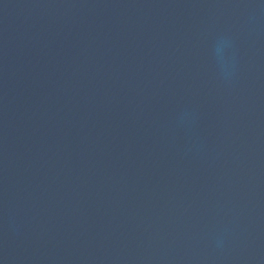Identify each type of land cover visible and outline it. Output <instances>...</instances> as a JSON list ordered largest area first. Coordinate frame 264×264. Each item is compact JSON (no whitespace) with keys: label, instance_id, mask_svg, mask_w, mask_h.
<instances>
[{"label":"water","instance_id":"water-1","mask_svg":"<svg viewBox=\"0 0 264 264\" xmlns=\"http://www.w3.org/2000/svg\"><path fill=\"white\" fill-rule=\"evenodd\" d=\"M0 264H264V0H0Z\"/></svg>","mask_w":264,"mask_h":264},{"label":"clouds","instance_id":"clouds-1","mask_svg":"<svg viewBox=\"0 0 264 264\" xmlns=\"http://www.w3.org/2000/svg\"><path fill=\"white\" fill-rule=\"evenodd\" d=\"M232 48V40L227 35H221L217 38L213 46V55L219 68L221 78L228 80L234 72L233 62L229 58V50ZM186 113H181L178 116V122H183L186 118ZM221 241L218 239L217 244Z\"/></svg>","mask_w":264,"mask_h":264}]
</instances>
